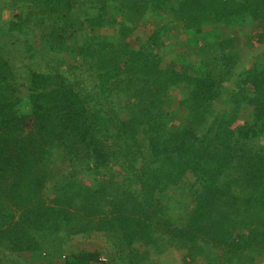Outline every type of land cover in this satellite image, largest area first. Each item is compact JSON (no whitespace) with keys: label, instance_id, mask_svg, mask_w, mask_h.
<instances>
[{"label":"trees","instance_id":"16d2710c","mask_svg":"<svg viewBox=\"0 0 264 264\" xmlns=\"http://www.w3.org/2000/svg\"><path fill=\"white\" fill-rule=\"evenodd\" d=\"M5 12L0 264H58L61 236L107 235L120 250L60 261L264 264V56L241 68L234 35L249 25L264 48V0H0ZM147 17L189 39L180 68L164 66L160 24L137 35Z\"/></svg>","mask_w":264,"mask_h":264},{"label":"rangeland","instance_id":"374dc122","mask_svg":"<svg viewBox=\"0 0 264 264\" xmlns=\"http://www.w3.org/2000/svg\"><path fill=\"white\" fill-rule=\"evenodd\" d=\"M12 19V14L9 12H5L3 17L0 20V28L3 30V33L6 34L7 28L9 26V22ZM158 24L161 25V27H163L164 29L167 30V32L170 35V40L167 41V47L165 50V54H164V66H168V67H176V68H180V66H178L176 64L175 59H177L178 54H184L186 52H189V50L187 51L186 49H184V47L182 46V42L184 41H188L189 39L186 38V35L182 32V30L179 29H174L171 28L172 26H169L167 24H164V22H162V20H159L158 18H154V17H147L144 22L142 23V29L140 30L139 33H137V35L140 36H149L153 30L155 29V27L158 26ZM33 34H36V39L40 38V35L38 34L37 30L34 29ZM253 33H255V30H251V27L249 25H247L244 29V32L239 34V32H236L234 35L236 37H239L237 40V44H238V50L241 54V58H242V63L241 64V68L243 67H249L252 63L259 61V60H263V56H264V48L259 47L256 45V41L252 38ZM239 34V35H238ZM134 38H131L130 41L134 44ZM4 40L0 41V46L2 47ZM40 41V39L38 40ZM41 42H43L41 40ZM23 83H21L22 85ZM176 94V93H175ZM221 110H225L224 107H219ZM251 112H252V108L251 107H247L243 112H242V119L238 122V124L236 125V127L241 128L244 124L245 121L250 119L251 116ZM182 114V113H181ZM182 121L185 122L186 119L183 117ZM264 143V140L262 141ZM56 164H59V158L56 156L55 157ZM110 235H107L105 237H100V236H94L91 240V242H89L85 247H83V241L81 238H70V237H63L61 236L60 238H58V243L59 244V248H57L55 251V253L51 254V257H56V262H58V264H63V262L60 261L61 258L65 257V251H67L68 249H74V250H84V249H96L100 252H117L118 250H120V247L117 241V238L114 237H109ZM83 244V245H82ZM167 256H164V258H160L159 259V263L163 264L166 262V264H170L171 261V256L166 254ZM13 260L15 262H17V264H27L28 260L26 259H20L19 256H15L12 254H7L5 255V264H8V262L10 260ZM28 259V256H27ZM32 260V261H31ZM29 259L30 264H46V260L47 257L46 256H33L32 259Z\"/></svg>","mask_w":264,"mask_h":264}]
</instances>
